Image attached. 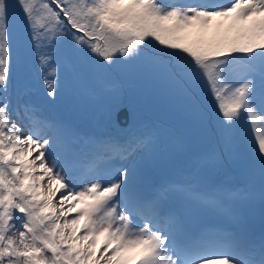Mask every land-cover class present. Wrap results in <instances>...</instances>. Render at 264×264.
<instances>
[{"label": "snow or ice", "instance_id": "obj_1", "mask_svg": "<svg viewBox=\"0 0 264 264\" xmlns=\"http://www.w3.org/2000/svg\"><path fill=\"white\" fill-rule=\"evenodd\" d=\"M85 64L148 73L221 151L145 188L138 153L159 137L126 106L107 114L117 134L84 136L29 96L33 68L53 104ZM236 151L264 182V0H0V264H264V235L190 225L233 212L236 192L207 177Z\"/></svg>", "mask_w": 264, "mask_h": 264}, {"label": "rangeland", "instance_id": "obj_2", "mask_svg": "<svg viewBox=\"0 0 264 264\" xmlns=\"http://www.w3.org/2000/svg\"><path fill=\"white\" fill-rule=\"evenodd\" d=\"M38 79L33 68L28 81L30 98L43 107L44 115L70 125L81 135L117 134L118 129L107 119L114 105L127 107L132 114L131 126L137 132L157 133V145L151 151L138 153L140 180L147 189L181 181L192 154L213 147L221 151L212 123L202 122L163 84L135 66L111 73L96 71L92 75L85 64L78 78L62 77L63 90L53 104L45 103ZM207 178L236 192L235 207L227 216L191 215V227L225 225L243 228L254 238L264 235V182L246 152H222L220 165ZM178 198V193H170L167 199L174 202Z\"/></svg>", "mask_w": 264, "mask_h": 264}]
</instances>
